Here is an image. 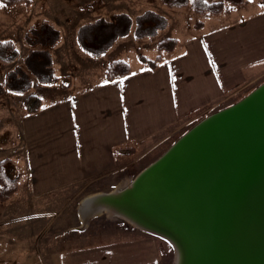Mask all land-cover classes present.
<instances>
[{
  "label": "crops",
  "instance_id": "obj_1",
  "mask_svg": "<svg viewBox=\"0 0 264 264\" xmlns=\"http://www.w3.org/2000/svg\"><path fill=\"white\" fill-rule=\"evenodd\" d=\"M224 1L220 14L201 13L204 20L200 24L195 22L191 28L184 24L181 35L164 36L178 39L174 50H159L157 44L163 38L156 40L159 53L155 57L145 54L150 59L161 55L155 67L140 60L139 51L138 61L129 63L131 72L119 79L106 80L105 64L98 75L89 71L73 75L66 86L61 80L49 85L31 76L27 92L7 90L9 98L22 102L18 105L20 139L15 155L20 160L19 183H27L34 195L58 193L75 185L102 189L109 184L110 188L140 154L159 147L160 138L179 121L210 112L235 95H245L264 77V3ZM0 3V19L4 18L0 20V40L11 39V22L5 16L9 13ZM28 17L27 24L33 23L31 15ZM134 35L132 27L93 60L112 52L115 55L108 63L126 60L122 58L125 51L119 56L120 46L135 39ZM26 48L27 54L32 47L27 44ZM37 86L42 92L34 91ZM29 95L41 98L36 112L27 111ZM13 249L27 255L19 259L8 253V245L0 246V264H25L29 257L26 247L15 245Z\"/></svg>",
  "mask_w": 264,
  "mask_h": 264
},
{
  "label": "rangeland",
  "instance_id": "obj_2",
  "mask_svg": "<svg viewBox=\"0 0 264 264\" xmlns=\"http://www.w3.org/2000/svg\"><path fill=\"white\" fill-rule=\"evenodd\" d=\"M1 2L2 7L9 13L5 16L11 22L10 37L19 50L15 61H0V162L4 161V170L10 177L17 176L19 169L17 165L20 160L15 155L20 139L21 113L18 105L22 102L19 98L7 96L6 73L15 66L26 68L23 63V56H26L28 50H25V34L31 26L38 27L49 21L60 30V40L56 46L50 48V52L59 80L63 83V79H66L69 83L73 75L82 76L85 71H89L90 75H98L115 55L112 52L104 55L102 60H93L97 57L81 48L77 31L85 21L100 17L109 19L114 14L124 12L131 16L132 27L135 29L137 16L147 10L164 15L169 23L167 28L160 29L155 36L146 37L144 40L134 35L135 39L127 40L120 46L119 56L125 51L122 58L134 64L138 61L139 51L149 57H155L159 53L154 43L156 40L167 35H181L180 30L184 24L191 28L195 22L198 24L204 20L202 14L195 12L190 4L185 7H169L161 0H31L29 3L14 5ZM28 15H31V24H27L30 19ZM3 19L1 17L0 20ZM263 82L264 77L245 95H235L210 112L193 114L182 119L174 129L160 138L159 147L140 154L129 165L130 168L123 172L119 182L116 181L110 188L109 184H105L102 189L109 192L117 187L128 186L140 170H143V166L146 167L159 158L199 121L239 101ZM34 89L42 92V88L38 86ZM23 182L18 183V190L11 198L6 201L0 199V246L8 245V253L11 255L15 253L13 246L24 245L29 255L25 264H60L59 260H63L62 264H174L176 251L170 241L121 216L102 210L99 214L91 215L85 222L82 202L86 197L102 190L97 189V186L75 185L58 193L34 195L28 184L23 185ZM30 238L34 241H29ZM15 255L20 259L21 255L27 254L23 250Z\"/></svg>",
  "mask_w": 264,
  "mask_h": 264
},
{
  "label": "water",
  "instance_id": "obj_3",
  "mask_svg": "<svg viewBox=\"0 0 264 264\" xmlns=\"http://www.w3.org/2000/svg\"><path fill=\"white\" fill-rule=\"evenodd\" d=\"M119 188L86 197L85 222L127 215L173 244L175 264H264V82Z\"/></svg>",
  "mask_w": 264,
  "mask_h": 264
},
{
  "label": "trees",
  "instance_id": "obj_4",
  "mask_svg": "<svg viewBox=\"0 0 264 264\" xmlns=\"http://www.w3.org/2000/svg\"><path fill=\"white\" fill-rule=\"evenodd\" d=\"M7 5L31 0H0ZM169 7H185L190 4L197 13L220 14L225 8L224 0H161ZM234 5H241L245 0H226ZM264 3V0H262ZM168 24L167 18L153 10L137 16L134 33L138 38L155 36L160 29ZM200 24V23H198ZM133 26V20L127 13H118L106 19L100 17L78 28L77 39L81 48L93 57H100L106 53L119 37L128 35ZM60 40V30L49 21L31 28L25 34V41L32 48L24 58L26 68L15 66L6 73L5 89L16 93H25L32 86L31 76H35L43 84H55L59 77L56 75L54 61L50 48L56 46ZM178 45L176 37H165L157 46L161 51H172ZM38 46V47H37ZM19 55V50L12 39L0 40V61L13 62ZM139 59L150 67H155L161 61V55L150 59L139 53ZM131 72L129 62L123 59L112 60L105 69L106 80L119 79ZM66 86V79H63ZM28 112H36L41 106L38 95H29L25 100ZM4 161L0 162V199L11 198L18 190L19 177H10L4 170Z\"/></svg>",
  "mask_w": 264,
  "mask_h": 264
},
{
  "label": "bare ground",
  "instance_id": "obj_5",
  "mask_svg": "<svg viewBox=\"0 0 264 264\" xmlns=\"http://www.w3.org/2000/svg\"><path fill=\"white\" fill-rule=\"evenodd\" d=\"M126 183H127V182H126ZM122 187H123V186H122ZM120 188H121V187H120ZM81 209H82V213L85 214V208L82 207ZM102 210H107V211H109L108 208H105V207H99V209H94L93 214H95V213H100V211H102ZM110 211H111V210H110ZM88 212H89V211H88ZM125 217L128 218L129 221H132L131 218L128 217L127 215H125ZM176 257H177V254H176V256H175V261H176ZM175 261H174V264H175Z\"/></svg>",
  "mask_w": 264,
  "mask_h": 264
}]
</instances>
